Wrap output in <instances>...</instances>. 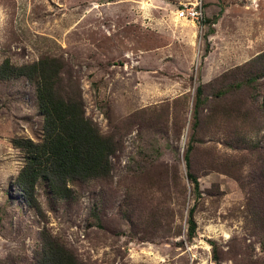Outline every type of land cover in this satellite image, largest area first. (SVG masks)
Here are the masks:
<instances>
[{
    "label": "rangeland",
    "instance_id": "1",
    "mask_svg": "<svg viewBox=\"0 0 264 264\" xmlns=\"http://www.w3.org/2000/svg\"><path fill=\"white\" fill-rule=\"evenodd\" d=\"M198 1L203 22L178 20ZM263 54L264 0H0V65L59 59L116 144L109 175L31 206L13 140L41 142L44 117L27 78L0 80V264L48 239L81 264H264Z\"/></svg>",
    "mask_w": 264,
    "mask_h": 264
},
{
    "label": "trees",
    "instance_id": "2",
    "mask_svg": "<svg viewBox=\"0 0 264 264\" xmlns=\"http://www.w3.org/2000/svg\"><path fill=\"white\" fill-rule=\"evenodd\" d=\"M63 68L59 59L49 56L20 65L6 59L0 65V80L25 77L35 86L39 110L44 117L41 142L21 138L13 140L14 145L25 152V163L15 182L31 206L37 201L38 187H44L59 199H71L78 183L105 177L113 169L116 144L112 138L101 134L98 126L86 115L80 94L63 90ZM201 97L202 88L199 87L193 129L199 124ZM190 152L188 149L185 155L188 167ZM188 178L198 187L193 174L188 173ZM194 208L190 209L188 219L191 237L197 230ZM40 253L39 264H81L74 252L59 240H46Z\"/></svg>",
    "mask_w": 264,
    "mask_h": 264
},
{
    "label": "built area",
    "instance_id": "3",
    "mask_svg": "<svg viewBox=\"0 0 264 264\" xmlns=\"http://www.w3.org/2000/svg\"><path fill=\"white\" fill-rule=\"evenodd\" d=\"M179 14L182 18L192 19L199 22L205 20L203 4L199 1L193 6L181 7L179 9Z\"/></svg>",
    "mask_w": 264,
    "mask_h": 264
},
{
    "label": "bare ground",
    "instance_id": "4",
    "mask_svg": "<svg viewBox=\"0 0 264 264\" xmlns=\"http://www.w3.org/2000/svg\"><path fill=\"white\" fill-rule=\"evenodd\" d=\"M179 18H180V14L178 13V20H179Z\"/></svg>",
    "mask_w": 264,
    "mask_h": 264
}]
</instances>
